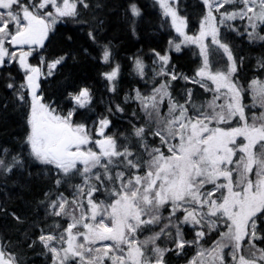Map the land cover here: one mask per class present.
I'll return each instance as SVG.
<instances>
[{
  "label": "snow or ice",
  "instance_id": "snow-or-ice-1",
  "mask_svg": "<svg viewBox=\"0 0 264 264\" xmlns=\"http://www.w3.org/2000/svg\"><path fill=\"white\" fill-rule=\"evenodd\" d=\"M202 2L206 11L199 33L189 36L185 32L188 22L179 14L178 0H158L163 15L171 18V26L183 37L179 44L170 40V47L174 46L177 52L182 44L200 47L203 63L196 76L168 73L169 55L154 54L160 63L157 75L190 80L212 92V99L197 105L189 89L188 98L181 104L169 91L171 80L154 87L148 96L137 90L135 99L146 115V124L156 125L150 134L160 140L159 146L151 147L146 138L149 128L133 126L131 137L139 142L137 152L131 137H124L125 142L121 143L118 137L107 134L111 121L106 117L99 120L98 127L94 125L99 137L95 140L87 124L73 122L76 109L91 104L92 95L87 87L69 93L74 107L66 115L44 102L39 91L40 78L45 75L43 66L47 64L46 75L52 76L65 57L52 62L41 57L40 65L29 63L33 51L44 47L58 22L77 20L78 6L89 7L86 0H0V66L18 63L24 74L23 83H8L7 87L15 91L17 100L29 104L24 141L29 155L41 164L53 166L58 177L78 175L82 179L81 184L73 186L71 199L63 193L55 199L45 194L46 200H50L46 215L69 221L62 231L60 224L55 225L58 235L42 233L38 238L51 253L52 264H165L167 252L175 250L180 254L192 245L197 251L188 264H228L226 255L231 257V264H264V248L255 243L264 240L258 234L264 232V111L248 115L250 108L264 109V80L253 78L247 89L236 80L237 62L230 46L222 42L219 30L237 18L247 20L244 34L249 41L264 42V0ZM236 3L243 7L222 11L226 5ZM49 6L52 11L47 10ZM129 11L134 18L141 15L135 3L129 5ZM135 23L133 19V32ZM89 37L95 39L92 32ZM206 37H211L212 44L227 55L226 69H212L209 47L204 43ZM110 57L106 45L103 59L108 61ZM258 66L264 70V60L258 61ZM135 70L144 76L145 65L139 58L135 60ZM118 72L117 65L104 74L110 91L116 90ZM247 91L252 94L251 105L243 103ZM165 98L168 111L162 114ZM115 110L124 111L120 105ZM233 123L237 126L232 127ZM165 146L167 154L162 150ZM8 155L7 148H0L2 175L23 165L19 154L10 160ZM113 169H117L114 174ZM62 182L58 178L56 185ZM209 185L211 191L206 190ZM101 191L106 199L96 201L95 195ZM167 205L171 208L165 217L161 210ZM180 212L184 213L182 219H178ZM12 215L22 222L15 213ZM188 224L199 226L192 241L184 239L183 226ZM220 224L226 231L211 247H204L207 233L203 229L212 232ZM160 225L163 226L159 231L139 239L145 231ZM165 236L175 242L174 249L162 248L157 243ZM10 243L0 239V264H21L8 250ZM226 249L231 251L226 253Z\"/></svg>",
  "mask_w": 264,
  "mask_h": 264
},
{
  "label": "trees",
  "instance_id": "trees-1",
  "mask_svg": "<svg viewBox=\"0 0 264 264\" xmlns=\"http://www.w3.org/2000/svg\"><path fill=\"white\" fill-rule=\"evenodd\" d=\"M88 8L79 5L80 15L77 20L67 19L58 22L53 31L49 33L43 48L34 50L29 62L40 65L41 57L47 62H52L61 56L63 62L57 66L52 76H47V64L43 66L45 75L40 79V94L45 103L66 115L74 107L69 99V93H76L81 88L87 87L92 95L91 104L87 108H77L73 116L74 123H85L92 130L98 127L99 120L108 118L111 124L106 132L116 136L124 143V137H131L133 126H146L149 132L146 138L151 147L159 146L158 137H153L150 132L156 125L146 124V115L141 110L139 100L135 99L136 91L144 95H151L154 87H159L171 80L170 75H157L160 63L155 52L170 57L167 72H175L178 76L195 77L201 65L198 48L194 45L181 46L177 52L170 47L169 41H176L168 20L162 16L155 0H86ZM135 3L141 10L139 17H133L129 5ZM179 14L187 19V33L194 34L200 27V21L205 15V6L202 0H178ZM243 4L226 5L222 11H232L242 8ZM135 19V32L132 20ZM247 20L237 18L229 21L227 25L220 26V38L227 43L238 71L236 80L247 89L253 78L264 80V70L258 66V61L264 60V42H250L245 33ZM236 29V30H233ZM92 32L95 39L89 37ZM264 34V29L261 30ZM108 46L110 60L103 59L104 46ZM209 61L212 69H226L227 55L216 45H209ZM139 58L145 65V74L141 76L135 70V60ZM119 66L115 80V91H110V82L105 78V73ZM198 79V78H197ZM24 82V74L16 63L6 62L0 66V148L9 150L8 159L19 154L23 161L21 167L15 168L7 175L0 174V239L11 242L8 250L13 252L21 264H52L51 253L39 241L43 234H57L55 225L60 224L62 231L69 222L67 218L46 215L47 203L45 194L50 199L63 193L65 197H73L74 185L81 184L82 179L77 175L70 178L58 177L56 169L51 165H44L35 161L29 155V148L24 142L28 133L27 118L29 104L16 99L15 91L7 87L8 83L17 86ZM192 90V100L197 105L212 99V92L205 91L199 84L186 81L183 78L171 80L169 91L179 103H184L188 98V90ZM27 97V93H25ZM221 103L223 101H220ZM243 103L252 104V94L247 91ZM116 105L124 109L117 112ZM112 109V112H109ZM168 111L167 98L161 104L162 114ZM264 109L257 106L248 109V115H259ZM251 122V121H249ZM95 125V127H94ZM237 126L236 123L231 125ZM136 145L135 151L139 152V142L131 137ZM167 154V147L162 149ZM117 169H113V174ZM143 175V172L140 173ZM62 179L61 185H56L57 179ZM209 185L206 190L211 191ZM106 199L103 191L95 195V200ZM44 202L43 204L41 202ZM110 202V201H109ZM86 203V201H85ZM171 205L165 206L161 211L163 216H168ZM20 218L18 222L14 217ZM184 213H178V219ZM167 223V221H165ZM145 231L139 236L143 240L151 235L152 231H159V227ZM199 226L191 224L183 226L184 239L192 241L196 238ZM204 237L203 246L211 247L217 241L220 233L226 231L223 224L217 230L208 232ZM174 233V230H173ZM264 236V232H258ZM162 248H175V242L167 236L157 242ZM246 245V241L244 242ZM258 248H264V240L255 241ZM32 245L29 247V245ZM195 245L186 246L180 254L175 250L167 252L164 256L165 264H188L196 254ZM226 249L225 252H230ZM231 264V257H225ZM110 264V262H108Z\"/></svg>",
  "mask_w": 264,
  "mask_h": 264
},
{
  "label": "rangeland",
  "instance_id": "rangeland-1",
  "mask_svg": "<svg viewBox=\"0 0 264 264\" xmlns=\"http://www.w3.org/2000/svg\"><path fill=\"white\" fill-rule=\"evenodd\" d=\"M155 1H156V3L158 4V6H159V8H160V11H161V13H162V16L168 20V22H169V24H170V26H171V18H170V17H165V16L163 15V10H162V8L160 7V4L158 3V0H155ZM47 10H48V11H52V9H51L50 6L48 7ZM205 11H206V10H205ZM171 28L173 29L174 34H175V36L177 37V40L174 41V42L177 43V44L181 43V41L183 40V37L179 36V34L175 31V29H174L172 26H171ZM199 29H200V27H199ZM199 29H198V31H197L196 33H194V34H188L186 29H185V32H186L187 35H189V36H195V35H197V34L199 33ZM45 41H46V40H45ZM204 43L207 44L208 46L211 45V44H212V42H211V37H206ZM188 45H194V46H196V47L198 48L199 55H200V57H201V65H200V67H201V66H202V63H203V57L201 56V53H200V47H199L197 44H182L181 46H188ZM213 45H214V44H213ZM9 47H10V49H11L12 46H9ZM171 47H172L173 49H175L174 46H171ZM38 49H39V47H37L35 50H38ZM26 50H27V46H26ZM29 63H30V62H29ZM16 64L18 65V63H16ZM30 64H31V63H30ZM32 65H33V64H32ZM216 69H219V68H215V69H213V70H216ZM40 79H41V78H40ZM209 83H210V82H209ZM233 127H235V126H233ZM90 129H91V128H90ZM92 132H93V139H94V140H95V139H98L99 137L96 135L95 129H93ZM239 139H240V142L243 143V139H242V138H239ZM94 150H98V149H96V148L94 147ZM220 182L222 183L223 180H221ZM225 193H226V190H225Z\"/></svg>",
  "mask_w": 264,
  "mask_h": 264
}]
</instances>
